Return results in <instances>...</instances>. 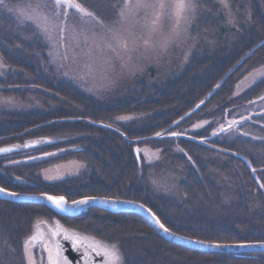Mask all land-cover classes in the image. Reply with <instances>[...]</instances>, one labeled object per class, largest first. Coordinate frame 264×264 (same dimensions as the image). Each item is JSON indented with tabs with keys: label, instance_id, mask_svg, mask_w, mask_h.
Wrapping results in <instances>:
<instances>
[{
	"label": "rangeland",
	"instance_id": "374dc122",
	"mask_svg": "<svg viewBox=\"0 0 264 264\" xmlns=\"http://www.w3.org/2000/svg\"><path fill=\"white\" fill-rule=\"evenodd\" d=\"M256 1L259 2L258 5H254ZM35 2L36 0H8L3 9V12H7L8 14L6 19L9 26L16 29L22 28L21 31H24L25 28H28L30 31L32 30L34 35H38L39 39L44 42L46 46L45 51L47 52V56H42V59L41 57L39 58L41 70L39 65H36L34 72H32V66L28 65L23 68L22 64L15 63L16 66L21 67L19 69L20 71H24L26 77L15 73L16 81H21V84H17L16 86L6 83V86L11 89H8L9 91L7 89H0V125L14 124L12 127L18 129V132H15V130L13 132L16 134L28 131L29 128L35 131L37 129L34 128H38V126L42 124L43 125L39 126L38 130L42 129V127L45 128L46 126L53 125H44L52 120L70 119L71 117L82 118L85 116L83 113L85 112L84 109L89 108L91 112L94 111L93 114L91 113L92 117L95 116L91 119H97L96 117L99 118L97 121L89 119L90 121L111 125L114 130L117 129L123 133V135L132 139L148 138L154 135L153 133H157L158 127L164 124L165 117L160 118V114L162 110H164L161 107L167 100L164 101V97L166 96L162 92L166 91L168 86L173 85V90L177 91L179 94L187 93L188 89L186 88L190 83L187 82L184 84L183 81L188 80V76L191 75L192 72H196L197 68L195 66L199 67L206 59L207 61H209V59L220 60L227 50L231 51V49L234 48L229 49L237 39L241 38L242 34H248V36H250L252 35V28H258L264 23V20L261 19V15L257 12V10H261V7L264 11V0H192V2L197 5V8L188 22H185L183 18H180L178 22L171 8H165L158 20L157 13L160 12V10L155 7H133L132 10L128 12L126 18H121L120 11L124 6L125 0H101L98 8L88 7L81 1L85 5L84 7L93 12L99 20L103 21V27L91 18H82L80 13H77V15L73 12L69 13L68 19L64 21V36L66 40H61L59 27H57L53 33L57 52H64V47L62 46L64 43L69 47H75V40L79 39L83 41L85 35L91 40L93 33L111 37L112 32H116L119 34L121 41H127L128 46L127 49H125L120 47L116 41L110 40L114 48V51H111L104 46L102 41L97 40L96 42L100 44V49L93 48L90 56L81 54L76 63H70L65 67H60L59 64L54 63L53 58L49 56V52L53 50L52 44L43 34L37 31L32 22H22L23 17L20 15L18 9L29 10V5H34ZM131 2L135 5L136 0H131ZM144 2L151 5L156 3L157 0H144ZM164 2L167 4L170 3V0H164ZM49 3L51 2L49 1ZM225 3L227 4V8L224 7ZM0 13L2 12L0 11ZM208 14L213 16L207 19L206 16ZM154 20H156L155 25H153ZM52 22L57 25L60 24L59 20L53 19ZM258 36L261 35L258 34ZM251 39L252 38H248V41H251ZM81 48L86 50L87 45L82 43ZM25 49L30 51L29 45H27ZM237 49L239 48H236V50ZM31 50L35 52L36 47L31 48ZM76 51L79 53L80 49H76ZM0 57H2V53H0ZM42 63H44V67ZM85 64L90 65V68H85ZM10 66V62L3 59V63L0 64L1 80H9ZM189 67H191V71ZM15 69L18 70L17 68ZM85 72L88 74L82 79L81 76L84 75ZM186 72H189V74H185ZM180 79L183 81L180 85H176ZM61 84L66 88V84L75 86L78 92L81 93L80 98L74 101L72 97H68L69 93L66 92H64L63 95H58L57 92L63 89V87L60 86ZM217 84H219V82ZM0 85L2 84L0 83ZM221 86H223V84ZM64 90L66 89L64 88ZM65 96L66 101L64 102L63 97ZM206 96L207 95L200 98V101L205 100ZM261 96H263V94ZM212 98L213 96L211 100ZM211 100L205 105L209 104ZM200 101L194 103L190 109L195 107ZM254 101L257 102L256 100ZM70 102H72L71 106L69 105ZM151 106L155 108H151ZM260 106L262 105L258 104L259 109ZM255 108H257V106H255L254 109ZM255 110L244 113L242 114L244 117H241L251 121L252 117L255 118V116H257L254 114ZM17 115L18 117L16 120H11L7 117ZM122 115L132 116L135 117V119L127 121L115 120V117ZM243 118H236V120L241 123L238 126H243L244 123L242 122H245ZM232 121H234V118H232ZM213 124H215V127L212 130L216 132L215 129L218 130L220 128L217 125H227V122L218 121L215 123L213 121ZM170 125L171 124L167 126V129H169L168 133H172L174 129L169 128ZM91 127L97 126H92L83 121L62 122L60 129L56 130L58 133H54L55 131H53L50 132V134L40 135L37 138L29 136V138L24 137L15 141L10 140L12 144L20 145L21 147L28 145L30 140H38L41 141L42 144L35 147L39 151L30 147L29 150L31 151L29 152V150H27V156H25L26 153H22L14 156V159L7 161L10 157L4 155L1 158V162L6 168L19 169L20 166L24 165L23 162H28V166L25 168L26 172L29 173V176L34 173L35 177L31 180L32 183L34 185L37 184L38 187L42 182L52 184L69 179L73 184L63 185L65 189L75 185L74 189L80 191L78 187H95L98 185V181L95 180L98 178L102 185H115L116 190H118L120 186L122 187L121 181L133 182L136 180V182L142 183V189L146 190L142 195H140L139 192L136 198L139 200L142 198L144 204L151 210H153V205L151 204L152 199H150L153 197L152 194L156 199L160 197L158 200L159 202H163L168 198L166 201H169L170 204L174 202L173 204L180 207L188 204V197L185 194L188 192H181L178 185L184 176L185 179L190 177L189 165H191L195 171H200L201 174L205 171L211 176V173L215 169L214 167L220 165V163H225L228 155H230L234 159L236 158L241 161L245 168L244 171L248 170L252 179L255 181L253 173H251L247 163L244 162L239 155L244 156L251 162L250 158L241 152L237 153L239 155H231L227 149L222 147L224 145L220 146L214 143L201 144L192 139L190 140L193 142L191 144H179V146H182L181 150H177L175 147V152H168L165 142L161 139H148L133 145L125 140L124 136L119 134L116 130L106 129L97 132L94 129L95 131L93 132L85 131V129L87 130V128L89 129ZM148 130L153 133L149 135ZM231 132H234L236 135H242V137L244 136L243 138L246 136L250 141H264V133L258 130H252L249 126H245L243 129H236L234 127ZM105 136L109 137L114 143L111 145L112 148L110 151H106L108 145H106V148L104 147L100 150V147L97 146L95 142L93 143L95 139L100 137L104 138ZM87 139H92V141L87 142ZM109 143L110 141H108V144ZM2 145L0 144V147H2ZM184 145L194 146L191 151L193 155L185 151L183 148ZM137 148L140 149L139 156L135 153ZM104 151L110 153V156L106 158L107 153L105 152L102 154ZM59 154L61 155L59 156ZM189 156L191 160L188 159ZM33 157H39V159L43 157L50 162L42 166L41 169H38L34 167V165L29 164L32 161L36 162V160H39L32 159ZM182 157L185 158L188 164L183 161ZM258 162L264 164V157L259 156ZM251 163L253 168L257 170V176L261 181L259 172L263 171L264 167H256L253 162ZM56 167H58V169L67 168L68 171L58 174L57 170H55ZM145 172L147 173V178H143ZM15 180L20 181V177H15ZM221 181H223V183H220ZM229 182L228 178H218V181H216L217 185L220 187L218 188V191L220 190L219 196H221V200L225 206L231 205L234 198V195H232L234 189ZM21 183L26 182L22 181ZM27 183V185H29L31 181L29 180ZM125 186L128 187V185ZM43 187L44 185L42 189ZM109 190L113 191L111 188ZM63 191L64 189H61V193L58 196H64ZM72 191L74 192L73 189ZM32 192H34V194H42L41 192L35 193L36 191L30 192L28 190L22 193L31 194ZM212 194L213 192L210 191L209 195L212 196ZM85 196L96 197L98 195L87 193ZM115 197L114 199H117ZM210 199L213 200L212 197ZM253 202H255V205H259V203L263 201L259 195ZM191 203H194V201H191ZM212 203H214V201H212L211 204ZM23 204L24 205H21V207L17 206L18 208L13 206L14 211L11 212V218L15 222V227L18 228L15 232L22 233V231L25 230L22 234V242L35 231L34 225L38 221H46L47 224L42 228L45 239H47V234L50 230H55L57 227L62 226L69 231L75 230L77 233L84 236L96 237L97 239L114 242L119 245L120 251L123 254L124 264H126V249L124 244L117 240L118 234L115 223H112L110 225L111 228L104 231L86 228L84 225L77 224V220H79L77 216L75 219L67 218L70 216H60L51 210L52 214L47 215L45 211L40 213L39 211L41 210L37 208V206L47 207L46 205L33 203ZM44 207L43 209H45ZM0 208H2V213L12 210V208L10 209L1 203ZM235 211L236 214H239L237 209ZM21 213L24 215L23 218ZM108 215H110L111 218L123 216H116L109 212H106L104 216ZM162 217L164 218V216ZM123 218L126 221L131 219L125 216H123ZM17 219H24L25 221L21 224V222H17ZM133 219L140 222L144 220L143 225L146 226L145 229L147 232L152 233L153 231L154 234L162 238L144 217H142L143 220H138L137 217H133L132 220ZM2 220L4 221L1 215L0 246L2 247H0V254L5 253L2 257L6 255L11 261L13 258L15 259L14 263L19 264V249L16 251L15 245L13 247V244H10L12 240L11 236L14 232L13 228L11 227L3 230ZM261 220L262 219H254V224L262 223ZM57 221H59V225L56 224ZM128 227H130V225ZM122 232L124 231L121 229L118 230V233ZM244 234L247 236V233ZM157 240L159 241V239ZM160 242L163 243V241ZM211 242L214 241L211 240ZM217 242L219 241L215 243ZM234 242H237V240H234ZM250 242L256 241L250 240L246 243ZM156 244L157 243H154L153 245ZM174 244L177 245L176 243ZM160 245L161 244H157V246ZM177 246L188 250L190 249L180 245ZM22 248L21 250L23 253L24 244ZM32 254L36 264H48L47 250L43 249L42 243L32 248ZM11 256L12 258H10ZM133 256L134 255H131L130 258ZM23 259L24 263L27 262L28 264L26 255ZM68 260L70 259L68 258Z\"/></svg>",
	"mask_w": 264,
	"mask_h": 264
},
{
	"label": "trees",
	"instance_id": "16d2710c",
	"mask_svg": "<svg viewBox=\"0 0 264 264\" xmlns=\"http://www.w3.org/2000/svg\"><path fill=\"white\" fill-rule=\"evenodd\" d=\"M81 1L91 8H98L99 3L101 2V0ZM258 4V1L254 3V5ZM257 12L261 15V19L264 20V11L262 10V7L261 10H257ZM212 16L213 15L208 14L206 18L208 19ZM0 32H2L0 35V53H2V57L3 55H7V57H10V62L14 64V70H16L15 68H17L20 71L19 68L21 67L15 65V63H17L22 64L23 68L24 66L26 67L28 65L32 66V72H34L35 66L41 65L39 58L41 57L42 59V56H47V52L45 51V44L43 43V41L39 40L38 35H34V32L32 30L30 31L28 28H25L24 31H22L23 33L21 32L20 34L19 28L16 29L10 26L9 29H7V33H4L3 28L0 29ZM252 32L253 33L250 36H247L248 34H242L241 38L237 39V41H235L229 47V49L234 47L233 49L235 50H227L220 60L209 59V61H207L206 59L201 65H199V67L195 66L197 70L196 72L194 71L191 73V75L188 76V80L183 81L180 79V81H178L176 85H180L182 81L184 82V84H186L187 82L190 83L186 88L188 89L187 93H177V91L173 90V85L168 86L166 91L162 92L167 97H164V101L167 100V102L162 105L161 108H163L164 110H162V113L160 114V118L165 117L164 125H169L171 121L175 120L176 118H179L180 115H183L184 113L188 112L190 107L194 105V103L199 102L200 98L207 95L211 91L212 87L218 82H220L223 76L228 73L236 63H238L245 55H247V53L250 52L255 46L263 42L264 23H262L261 29H255L252 30ZM258 34H260L261 36H258ZM248 38H252L251 41H248ZM27 45H29L30 51L25 49ZM33 47H36L35 52L34 50H31V48ZM236 48L239 49L236 50ZM255 66H264V44L255 51H253L252 55L242 62L241 66H239L232 73L231 77L223 84V86H221V89L217 91L215 95H213V98L210 103L201 108L200 117L205 113L209 114L210 116L213 115L212 117H214L215 115H220L224 108L244 100L250 99V101H253L254 98H256L257 101H261L259 97H261L262 94L264 96V78H262L260 82L254 85L252 90H248L241 97L235 95V91L237 88L236 83L240 81V73L242 72V69L251 67L253 68ZM189 70L191 71V67H189ZM185 74L188 75L189 72H186ZM19 75L25 76L24 71H20ZM0 83L2 84L0 85V89H10L8 86H6V83H8V81H3L0 79ZM17 84L18 82L15 85L17 86ZM66 85L67 88L63 84L60 85L63 87V89L57 92L58 95H63L64 92H66L69 93V98L72 97V100L74 101L76 99L78 100L81 96V93L78 92V89L75 86H72L71 84ZM64 88L66 90H64ZM63 98L65 102L66 96ZM71 104L72 102L69 103L70 106ZM151 108L155 107L151 106ZM84 110L85 112L83 113L85 116L83 117H86L88 119L95 117H92L91 115V113L93 114L94 111L91 112L89 108H85ZM195 116H197V114ZM7 117H9V119L11 120H16L18 115L13 116L14 118L12 116ZM193 117L194 116L190 117V119L187 120L188 124L191 118ZM259 117L262 118V120L264 121V114L259 115ZM96 118L99 119L98 117ZM97 119L91 120L97 121ZM13 125L14 124L0 125L1 145H7L10 140L15 141L24 137L29 138V136H33L32 138H37L40 135H47L53 131H55L54 133H58L56 130L60 129L61 122L46 126L45 128L42 127V129L39 130H32L28 132V134L22 136L19 135L18 137L8 138V136L16 134L13 133L14 130L15 132H18L17 128L12 127ZM210 126L205 128L201 132L194 133L193 135L197 138L204 137L205 135H207V131L210 129ZM89 129L87 128V130L85 129V131L93 132L96 130L97 132H101L106 130V128L103 129L100 127H91ZM172 131L174 132V130ZM151 133L153 132L148 130V134L150 135ZM243 137L236 138L234 140L229 139V141H231V143L233 144L224 145L222 147L224 149H227L231 155L241 152L245 156H248L251 162L256 165V167H264V164L258 162L259 156L264 157V141L254 142L247 139L246 136L245 138ZM174 138L175 137L163 139V142H165V146L167 147L168 152H175V147L177 150H181L182 146H179V144L181 145L182 143H193L187 138ZM86 141L91 142L92 139H87ZM108 141H110L109 144ZM94 142L97 144V146L100 147V150L104 147L106 148V145H108L106 151H110L112 148L111 145L114 144L110 140V138L106 136L104 138L100 137L98 139H95L93 143ZM183 148L186 152L191 154V151L194 146L184 145ZM34 150L39 151L37 148H34ZM30 151L31 150H29V152ZM106 151L102 152V154H104ZM21 152H25V156L28 155L27 150H20L17 153L8 154L7 157L9 156L10 158H8L7 161L10 159H14V156L19 155ZM109 156L110 153H107L106 158ZM1 158L2 156H0V185H2L8 190L10 189L16 192H23L25 190H28L30 192L36 191L35 193L43 192L52 195H59L61 193L60 190L64 189L63 194L71 201L75 198H84L83 196H85V194L92 193L93 195H100L101 197L105 198H114L115 196L119 195L115 198L125 200L130 199L138 202L141 200L143 202L142 198L139 200L138 198H136V195H138L139 192L140 195H142L144 191H146L142 189L143 184L136 182V180H134L133 182L121 181L122 187L120 186V188L116 190L115 185H102L101 181L98 180V178L95 179L98 181V185H96L95 187H78V190L80 191L74 189L75 185H72L65 189L63 185L73 184V182L69 179L63 180V182H56L52 184L44 183L41 179L42 183L38 187L37 184L34 185L31 180L35 177L34 173L31 174L30 172L31 175L29 176V173L26 172L25 168L28 166V162H23L24 165L20 166V169L10 167L6 168L4 167L5 165H3V163L1 162ZM182 158L183 161L187 163L185 158ZM49 162L50 161L48 159H40L36 160V162L32 161L29 164L34 165V167L38 169H41L42 166L47 165ZM189 166L190 177L185 179L184 176L178 185L180 187L181 192H188L185 193L188 197V204L186 206L180 207L178 205L173 204L174 202L170 204L169 201H166L168 198H166L163 202H159L158 200L160 199V197L156 199L153 194L152 196L154 198H150L152 199L151 204L153 205V210L155 211L156 215L160 218V220L163 221V223L167 226V228L182 235L185 234L189 237L191 236L192 238H198L205 241L213 240L214 242L219 241L225 243L234 242V240H237V242L250 240H255L256 242L264 241V194L261 191L260 187L252 179V176L249 171H244L245 168L241 161L236 158L234 159L232 156L228 155L225 163H220V165L214 167L215 169L211 173V176L208 175L205 171L203 172V174H201L200 171H195L193 167H191V165ZM259 173L261 182L264 183V170ZM17 176L20 177V181L15 180V177L17 178ZM143 178H147L146 172ZM218 178H228L230 181V185L233 186L234 192L232 195H234V198L231 202V205L225 206L221 200V196H219L220 190L218 191V188L220 187L216 183V181H218ZM29 180L31 181V184L29 183V185H27V182ZM22 181L26 183H21ZM220 183H223V181H221ZM43 185L44 187L42 189ZM125 185H128V187H126ZM110 188L113 191H110ZM72 189L75 193L72 191ZM210 191L213 192L212 196L209 195ZM259 195L261 196L263 202H260L259 205L257 204V206L255 205V202H253V200H256ZM211 197L213 198V200L210 199ZM191 201H194V203H191ZM212 201H214V203L211 204ZM0 203L4 206L6 205L10 209L12 208L10 212H6L9 214L2 213V208H0V216L2 215V219H4V221L2 220V227L3 230L9 229L11 227L13 228L14 232L11 236L12 240L10 241V244L12 243L13 247L15 245L16 251L19 249V264H24L22 263L24 261L21 259L22 246L19 240L21 241L22 234L25 230L22 231V233L15 232V230H18V228L15 227V222L11 218V212L14 211L13 206L18 208L17 206L21 207V205L24 204H17L12 202L8 203L1 199ZM156 206L159 209H157ZM43 207L44 206H37V208L41 210L39 211L40 213H43V211H45L47 215L52 214L50 209L44 207L45 209L47 208L45 210L43 209ZM236 209L239 211V214H236ZM105 213L106 212H103L100 209H89L85 213L77 216L79 219L77 220V224L84 225L86 226V228H94L96 230L100 229L104 231L108 230V228H111L110 225L112 223H115L118 234L117 240L120 243H123L126 249V264H264V253H229L214 255L208 253L204 254L198 251H192L190 249L188 250L186 248L184 249L160 238L157 234H154L153 231L152 233L147 232V230L145 229L146 226L143 225L144 220L141 216L139 217L134 213L115 214L116 216L123 215L128 219L131 218L130 220L126 221L124 220L123 216L119 218H111L110 215L104 216ZM21 216L22 218L24 217L23 213H21ZM162 216H164V218ZM133 217H137L138 220L141 219L143 221L140 222L135 221L134 219L132 220ZM67 218L75 219L76 216ZM254 219H262V223L254 224ZM18 221L22 224L25 220L17 219V222ZM129 225L130 227H128ZM119 229L123 230L124 232L118 233ZM244 233H247V236ZM156 238L159 239V241ZM160 241H163V243H161ZM154 243L161 245H153ZM4 254L5 253L0 254V264H16L14 263L15 259L12 258L13 255L10 257L12 258L11 261V259L7 258L6 255L2 257ZM131 255L134 256L130 258Z\"/></svg>",
	"mask_w": 264,
	"mask_h": 264
},
{
	"label": "snow or ice",
	"instance_id": "6c2138e0",
	"mask_svg": "<svg viewBox=\"0 0 264 264\" xmlns=\"http://www.w3.org/2000/svg\"><path fill=\"white\" fill-rule=\"evenodd\" d=\"M4 0H0V4H3ZM133 7L136 8H146V7H155L160 10V12L157 13V20L159 19V16L163 13L165 8H171L173 10L174 15L177 17V20L179 22L180 18H183L185 22H188L192 15H194L197 5L192 2V0H170V3H165L164 0H157L154 4H147L144 2V0H136L135 5L132 4L131 0H125L124 6L120 11V17L126 18L128 12L132 10ZM224 7L227 8V4H224ZM70 10H75L76 12L81 14L82 18H91L97 22L101 27H103V21L99 20L93 12L88 10L84 5L78 0H51V3H49V0H36L34 5H29V10L25 9H18L20 15L23 17L22 22H32L37 31L44 35V37L52 44L53 50L49 52V56L53 58L54 63H58L60 67H65L67 64L70 63H76L79 56L81 54L90 56L93 48L100 49V44L96 41H102L104 43V46L114 51L113 44L111 41H116L120 47H123L127 49V41H121L119 38V34L116 32H112L111 37L108 35H99L97 33H93V36L90 38L85 35L83 41H80L79 39L75 40V47H69L66 43H64L62 46L64 47V52L59 53L56 51V41L54 39V30L59 27L60 30V37L61 40H66V37L64 36L65 33V27H64V21H66L69 17ZM53 19L59 20L60 24L57 25L53 23ZM231 22V21H230ZM156 24V20L153 21V25ZM111 31V30H110ZM75 39V37H74ZM87 45V49L81 48V44ZM76 49H80V52L78 53ZM3 63V58L0 57V64ZM85 68H90V65L85 64ZM88 73L85 72L84 75L81 76L83 79ZM219 85H217V88ZM215 93V90L213 93H210L209 95H212ZM259 99L264 100V96L259 97ZM204 101H201V104H203ZM250 103H255V101H250ZM200 105H197V108H199ZM135 119V117L128 116V115H122L115 117V120L119 121H127ZM184 119V117H181V120ZM90 123H94L90 121ZM175 124H179V121L174 122ZM207 123V122H206ZM236 121L230 122L229 128L231 127V124H235ZM105 127H111V125H104ZM194 127L200 128L202 125H195ZM229 131L228 128H225L223 125L220 127L218 132H212L211 135H218L219 133L227 132ZM181 135H184V133L180 132H172V137H179ZM247 135V134H245ZM155 137L157 138H164L163 132H157L155 133ZM50 142V141H45ZM35 143H40L39 141ZM201 143H206L205 140H201ZM32 146L31 144L25 145V147ZM20 145H13L9 147H3L0 148V153H8L13 151L14 148H19ZM137 156L140 155V149H136ZM32 159H39V157H33ZM189 160H191V157H188ZM18 163V162H14ZM252 173L255 175L256 169H251ZM260 188L264 189V183L260 184ZM0 193H3L8 196H17L18 194L15 192H9L8 189L4 187H0ZM44 199L50 201L56 209H58L61 212L67 211L69 204L67 199L64 196H53V195H47L43 197ZM97 197H84L77 201H72V206H83L89 204L91 201L97 200ZM104 203L107 204H117L119 202L115 200H110L105 198ZM123 203H134L131 201H124ZM136 207L143 208L144 206L142 204H136ZM147 212L152 216V219L154 220L155 224L162 229L165 233L169 235H175V233H172L169 228L165 226V224L160 220V218L156 215L155 212H153L151 209H146ZM47 224L46 221L40 222L38 221L35 225V231L27 237L24 241V252L26 254V258L28 261V264H36V261L32 254V248L42 243L43 249L47 250V260L48 264H71V261L68 260L66 256L63 255V248L61 247L58 240H55L53 238L60 236L63 234V238L66 240L72 241V246L77 249V251H80L83 249L84 252V259L87 262V264H95L92 257L95 256H102L104 258L103 264H124L123 260V254L120 251L119 245L114 242H109L101 239H97L96 237H89L84 236L79 233H77L75 230L69 231L68 229L63 228L62 226L57 227L55 230H50L47 234V239H45L44 233H42V228ZM57 225H59V221L56 222ZM177 239H185L184 237H177ZM192 243H203L202 241H191ZM210 247H228L230 245H222L219 243L209 245ZM238 247H251L252 245H236Z\"/></svg>",
	"mask_w": 264,
	"mask_h": 264
},
{
	"label": "water",
	"instance_id": "95a60500",
	"mask_svg": "<svg viewBox=\"0 0 264 264\" xmlns=\"http://www.w3.org/2000/svg\"><path fill=\"white\" fill-rule=\"evenodd\" d=\"M70 11H75V10H70ZM263 44H264V40H263V42H261L260 44L255 46L250 52H248L247 55H245L238 63H236L231 68V70L223 76V78L221 79L219 84H217V85H219V87L217 88V85H215L213 87V89L211 90V92H209L207 94V96L205 97V100H203L204 103L201 104V101H200V103L197 104V105H200L199 108H197V105H196L195 107L190 109V112H188L185 115L181 116V117H184V119L181 120V117H180L176 121H179V124H180L182 121L190 118L191 115L196 113L204 104H206L209 100H211V97L218 90L221 89L220 88L221 85L224 84L231 77L232 73L239 66H241L242 62L244 60H246L249 56H251L252 52L255 51L256 49H258L259 47H261ZM214 90H215V93L212 94V95H209L210 93H213ZM74 121H79V122L84 121V122L89 123L92 126L94 125V126H98V127H101V128H107L109 130H114L112 128V126L111 127H105L104 125H107L105 123L102 124V123L95 122V121H92L94 123H90L89 119L83 118V117L82 118L52 120L49 123H46L44 125H50V124L60 123V122H74ZM179 124L173 123V124L170 125L169 128H174V127L178 126ZM42 125H39V126H42ZM232 125H234V124H232ZM39 126H38V128H39ZM38 128L35 127L34 129H38ZM115 130L119 134L123 135V133H121L117 129H115ZM123 136H124L125 140H127L129 143H137V142L148 140V139H158L157 137H155V135L154 136H149L148 138H137V139H130L129 137H127L125 135H123ZM185 137H188L189 139H193V140L197 141L198 143H201V140H204V139L195 138L193 136H191V137L190 136H185ZM31 145L35 146L36 143H32ZM32 146H29V147H32ZM7 147H9V146H7ZM29 147H25V148H29ZM13 151H15V149H13ZM135 153H136V151H135ZM0 154H7V153H0ZM235 154H237V153H235ZM237 155H239V154H237ZM239 157L244 162L247 163L248 168L251 171V169L253 168L252 163L247 158H245L242 155H239ZM251 173H252V171H251ZM253 176H254L256 184H258L259 187H260L261 181H260L259 177L257 176V173H255V175L253 174ZM0 187H2V186L0 185ZM8 191L9 192H15L18 195L13 197V196H8V195H5L3 193H0V199L1 200L7 201V202L18 203V204H21V203H27V204L33 203V204H40V205L43 204V205H46L50 210H52V211L56 212L57 214H59L61 216H64V217L65 216L75 217L77 215H80L82 212H85L89 208H100V209H102V210H104L106 212L109 211V212H112L114 214H119L121 212L122 213H129V212L135 213V214H137L139 216L141 215L142 217H144V219L149 222L150 226L155 231H157V233L162 238H164L166 241H168L170 243H173V244L176 243L177 245H180V246H183V247H188V248H190L192 250H195V251L197 250V251H200V252H203V253H211V254H218V253H221V254H229V253H231V254H245V253H249L250 254V253H261V252H264V241H261V242H250V243H246V242H239V243L217 242V243L222 244V245H230V246H228V247H210L209 245L216 244V243L208 241V240L205 241V240H201V239H197V238H192V237H189V236H186V235L183 236V235H181V234H179V233H177L175 231H171L172 233H175L174 236L173 235H169V234L165 233L162 229H160L155 224L154 220L152 219V216L149 214V212L146 211V209H150V208L147 207L144 203L138 202V201H134V200H122V199H118L117 200V199H113V198H108L107 197V199L115 200V201L119 202L117 204H107V203H104L105 197L96 196L98 199L94 200V201H91L87 205L72 206V204H71L72 201H69L64 196L67 199V201H68L69 207H68L67 211L61 212L58 209H56L54 207V205L50 201H48V200L43 198L45 196V194H47V195H52V194H48V193L26 194V193H22V192L19 193V192H16V191H12L10 189ZM261 191L264 194V189H261ZM53 196H58V195L53 194ZM85 197H94V196H85ZM80 199H82V198H77V199H75V201L80 200ZM124 201H131V202H134V203H123ZM136 204H142L144 207L143 208L136 207L135 206ZM177 237H184L185 239H177ZM54 239L59 241L61 247L63 248V255L70 259L69 261H71V264H87V262L84 259V252L77 251V249L72 246V241L71 240L64 239L63 238V234H61L60 236L55 237ZM191 241H202L203 243H192ZM241 244L252 245V246L251 247H238V246H236V245H241Z\"/></svg>",
	"mask_w": 264,
	"mask_h": 264
},
{
	"label": "flooded vegetation",
	"instance_id": "af4514ba",
	"mask_svg": "<svg viewBox=\"0 0 264 264\" xmlns=\"http://www.w3.org/2000/svg\"><path fill=\"white\" fill-rule=\"evenodd\" d=\"M7 2H8V0H4L3 4H0V11L2 12V13H0V29L3 28L4 33H7V29H9V27H10L8 25V21L6 19L8 17V14H7V12H3V9L6 6ZM21 29L22 28L19 29L20 34L22 32ZM255 29L259 30V29H261V26L258 28H252V30H255ZM1 33L2 32H0V35H1ZM3 59L10 62V57H7V55L6 56L3 55ZM10 64H11L10 73H9L10 78L8 80V83H10L11 85H15L18 82V84H21V81L16 82V75H15V73H17L19 75L20 71L14 70V64L11 62H10ZM42 66L44 67V63H42ZM40 70H41V65H40ZM16 71H18V72H16ZM20 76H23V75H20ZM20 76H18V77H20ZM24 77H26V75ZM240 77H241L240 81H238L236 83L237 88L235 91V95L238 97H241L248 90H252L254 85H256L258 82H260L262 80V78H264V66L263 67H261V66L256 67L255 66L253 68L252 67L251 68H243L242 72L240 73ZM254 100H256V98H254ZM249 101H250V99L234 103L233 105H230V106L224 108V110L222 111V113H220V115H215L214 117H212L213 115L210 116L209 114H206V113L200 117L201 109H199V111L197 113L192 115L194 117L191 118V120L189 121V124L187 123V120H188L187 119V120L183 121L182 123H180L178 126H176L173 130H174V132L184 133V135H189V134L193 135L194 133L201 132L202 130H204L205 128H207L208 126L211 125L210 129L207 131L208 132L207 135H205L202 138H200V137L199 138L204 139L207 143H211V144L214 143V144H217L220 146L231 145L233 143H231V141H229V139L234 140L236 138L242 137V135H236V134H234V132H231L234 127L236 129L237 128L243 129V128H245V126H249L252 130H258L259 132L264 133V121L262 120V118L259 117V115L264 114V112H262V111H264V107H263L264 100H261V101L256 100L257 102H255V103H250ZM258 104L262 105V106H260V109L258 108ZM204 106L205 105H203L202 107H204ZM255 106H257V108H255L256 110L254 109ZM253 110H255L254 114H256L257 116H255V118L252 117L251 121H249V119L245 120L243 118L244 116L242 114L248 113L249 111H253ZM196 114H197V116H195ZM241 116H243V117H241ZM232 118H234V121H236V123L234 125L231 124V127L229 128L230 122H232ZM236 118H239V119L243 118V121H245V122H242V123H244L243 126H241V125L238 126L241 123L238 122V120H236ZM213 121L215 123L218 121H223L224 123L227 122V125L225 124L223 126L225 128H228L229 131L219 133L218 135H211V133L214 132L212 129H214V127H215V124H213ZM195 125H202V127L197 128V127H194ZM217 126L221 127L222 125L221 126L217 125ZM219 129L218 130L215 129V131L218 132ZM170 134L171 133H169L168 136ZM184 135H181L179 137H175L174 139H180V138L185 139L183 137ZM169 138H171V136L166 137L165 139H169ZM22 153H25V152H21L20 154H22ZM19 242L21 243V246L23 247L24 242H22V239H21V241L19 240ZM80 252H83V249H81ZM25 255H26L25 252H23L21 254V259L23 261H24L23 257ZM92 259L95 262V264H102L103 263L102 260H104V258L102 256L98 257L95 255H93ZM22 263H24V262H22ZM24 264H27V262H25Z\"/></svg>",
	"mask_w": 264,
	"mask_h": 264
},
{
	"label": "bare ground",
	"instance_id": "6f19581e",
	"mask_svg": "<svg viewBox=\"0 0 264 264\" xmlns=\"http://www.w3.org/2000/svg\"><path fill=\"white\" fill-rule=\"evenodd\" d=\"M181 116H183V115H180L179 116V118L181 117ZM71 118H76V117H71ZM70 118V119H71ZM179 118H176L175 120H173V121H171V123H169V124H173L176 120H178ZM58 120V119H57ZM167 126L168 125H164V124H162V125H160L158 128V131L157 132H163L164 133V136H166V135H168L169 133H168V129H167ZM154 135H155V133H153ZM154 135H151V136H154ZM59 167V166H58ZM58 167H56V169L55 170H57V173L58 174H60V173H63V172H66V171H68L67 170V168H62V169H58ZM4 201V200H3ZM5 202H7V201H5ZM9 203V202H8ZM239 242H245V241H239ZM239 242H229V243H239ZM246 242H248V241H246ZM261 253H264V252H261ZM261 253H252V254H261ZM204 254H207V253H204ZM208 254H210V253H208Z\"/></svg>",
	"mask_w": 264,
	"mask_h": 264
}]
</instances>
